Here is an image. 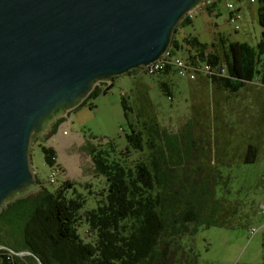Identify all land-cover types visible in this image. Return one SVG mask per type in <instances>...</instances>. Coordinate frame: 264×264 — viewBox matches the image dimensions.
<instances>
[{
  "label": "rangeland",
  "instance_id": "1",
  "mask_svg": "<svg viewBox=\"0 0 264 264\" xmlns=\"http://www.w3.org/2000/svg\"><path fill=\"white\" fill-rule=\"evenodd\" d=\"M212 1L198 0L183 14L182 20L186 14L193 18L185 20L180 37L216 41L223 56L232 43L257 45L264 38L260 0H217L215 6ZM229 2L239 7L237 11ZM232 13L239 14L236 22L231 21ZM174 51L176 56H188L182 48ZM256 67L254 78L237 90L202 73L191 77L178 70L159 74L132 68L100 75L89 90L57 101L31 129V181L24 180L0 200V236L13 228L22 203L42 186L54 189L66 178L78 181L87 194L85 208L97 206L107 191V180L95 175L93 146L114 139L121 149L128 144L131 123L135 127L148 122L161 132L154 150L161 160V182L182 208L199 218L192 229L180 234L179 245L174 243L171 263L264 264V52ZM112 80L114 84L104 92ZM97 83L102 91L89 97ZM251 142L260 150L254 162H246L243 152ZM43 145L56 148L54 164L47 161ZM87 229V224L80 226L82 236L90 239Z\"/></svg>",
  "mask_w": 264,
  "mask_h": 264
},
{
  "label": "trees",
  "instance_id": "2",
  "mask_svg": "<svg viewBox=\"0 0 264 264\" xmlns=\"http://www.w3.org/2000/svg\"><path fill=\"white\" fill-rule=\"evenodd\" d=\"M260 1L259 22L264 26V0ZM184 18V23L192 19L190 14ZM179 30L174 28L169 48L174 54V48L186 50L188 56L183 58L197 75L211 76L218 85L232 90L254 78L259 55L264 52V38L257 45L232 43L223 56L216 41L203 42L196 35L177 38ZM207 64H211L210 71L205 68ZM172 70L179 68L167 64L159 74ZM113 84L114 81L104 92ZM163 86L171 95L169 83L164 81ZM102 88L97 84L89 97L96 96ZM125 105L128 107L126 100ZM131 125L127 146L120 149L111 139L92 148L95 175H104L107 180V191L97 206L85 208L88 197L76 180L66 178L54 189L41 185L42 190L19 206L15 225L0 239L15 249L36 252L46 264H165L167 260L173 264L171 248L174 243L179 245L180 234L192 229V222L199 218L182 208L161 182V160L154 151L161 132L148 122ZM43 148L47 161L54 164L56 148ZM259 150L257 144L249 143L243 159L254 162ZM36 179L40 183L37 176ZM82 224H87L90 239L82 236ZM21 258L0 250V264H26ZM24 259L37 263L33 254Z\"/></svg>",
  "mask_w": 264,
  "mask_h": 264
},
{
  "label": "water",
  "instance_id": "3",
  "mask_svg": "<svg viewBox=\"0 0 264 264\" xmlns=\"http://www.w3.org/2000/svg\"><path fill=\"white\" fill-rule=\"evenodd\" d=\"M197 1L0 0V200L31 181L28 145L38 117L100 75L157 59ZM0 250L46 264L1 239Z\"/></svg>",
  "mask_w": 264,
  "mask_h": 264
},
{
  "label": "built area",
  "instance_id": "4",
  "mask_svg": "<svg viewBox=\"0 0 264 264\" xmlns=\"http://www.w3.org/2000/svg\"><path fill=\"white\" fill-rule=\"evenodd\" d=\"M228 6L232 8L233 10H236L237 8H239L233 2H229ZM238 19H239V14L232 13L231 21L236 22V20ZM183 25H184V22L182 19H180L177 22L176 27L178 29H181ZM236 28H240V25L238 23L236 24ZM167 64H174L175 66H177L179 68L180 73L191 74V77L197 76V72L186 64V60L181 56L174 55V53L169 47H167L165 52L161 56H159L157 59L150 61L147 64L141 63L138 66L134 67V69L137 70L138 73H142V72L157 73L163 70ZM205 68L206 70L210 71L212 69L211 64H207ZM113 81L114 80L110 81L109 84H111ZM55 176H56V170H54L53 173H51V177L53 180L55 179Z\"/></svg>",
  "mask_w": 264,
  "mask_h": 264
},
{
  "label": "crops",
  "instance_id": "5",
  "mask_svg": "<svg viewBox=\"0 0 264 264\" xmlns=\"http://www.w3.org/2000/svg\"><path fill=\"white\" fill-rule=\"evenodd\" d=\"M198 4H200V3H198ZM195 5H197V4H195ZM195 5H194V6H195ZM210 5H214V6L217 5V0H213V1L211 2ZM190 16L193 18L192 14H191ZM176 37H177V38H182V37H180V36L178 35V33L176 34ZM38 140H39V139H37L36 142H37Z\"/></svg>",
  "mask_w": 264,
  "mask_h": 264
},
{
  "label": "bare ground",
  "instance_id": "6",
  "mask_svg": "<svg viewBox=\"0 0 264 264\" xmlns=\"http://www.w3.org/2000/svg\"><path fill=\"white\" fill-rule=\"evenodd\" d=\"M165 52V51H164ZM98 84V83H97ZM96 86V85H95Z\"/></svg>",
  "mask_w": 264,
  "mask_h": 264
}]
</instances>
